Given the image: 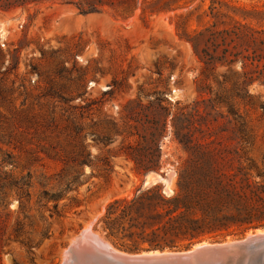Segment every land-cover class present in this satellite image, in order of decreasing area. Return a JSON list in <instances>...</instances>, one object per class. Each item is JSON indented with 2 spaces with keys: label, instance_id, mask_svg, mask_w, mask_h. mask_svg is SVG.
Instances as JSON below:
<instances>
[{
  "label": "rangeland",
  "instance_id": "374dc122",
  "mask_svg": "<svg viewBox=\"0 0 264 264\" xmlns=\"http://www.w3.org/2000/svg\"><path fill=\"white\" fill-rule=\"evenodd\" d=\"M157 2V11L137 8L130 15L118 7L83 13L59 0L0 7V224L7 227L1 264H62L67 245L87 226L112 245L96 224L106 203L132 195L147 171H173L166 194L173 192L186 153L173 137L171 117L177 106L190 111L202 95L222 94L234 108L217 104L205 115L202 128L213 145L228 149L229 158L247 157L252 174L264 172V85L254 81L249 99H240L232 89L239 63L217 64L205 76L187 40L213 21L254 25L263 17L264 23L254 11L264 10V0ZM204 82L207 94L197 90ZM164 116L162 165L138 172L122 146ZM239 117L247 142L237 136ZM74 177L70 190L46 200ZM17 223L22 232L15 235ZM24 244L33 246V261Z\"/></svg>",
  "mask_w": 264,
  "mask_h": 264
},
{
  "label": "trees",
  "instance_id": "16d2710c",
  "mask_svg": "<svg viewBox=\"0 0 264 264\" xmlns=\"http://www.w3.org/2000/svg\"><path fill=\"white\" fill-rule=\"evenodd\" d=\"M28 1L38 0H0V7L8 9L18 2ZM59 1L74 4L83 13L104 7H118L125 15L132 14L137 8L150 13L159 10L157 0ZM254 11L264 14V10ZM262 19L259 18L254 25L234 20L231 24L219 26L213 21L187 37L203 64L201 74L208 76L207 72L217 64L231 69V65L239 63V71H234L232 89L242 100L249 99L248 85L254 81L264 85ZM197 90L201 94L211 92L205 82ZM206 99H213L215 103L207 104ZM175 104L179 102L175 101ZM217 104H224L228 112L234 113L233 105L218 93L214 98L202 95L194 99L190 111L184 110V106L176 107L170 121L172 133L186 157L177 166L175 188L171 194H166L159 184L154 183L136 189L130 196L113 198L106 203L96 224L114 247L123 251L180 249L194 241L217 240L243 234L249 229L264 228V172L257 170V175L252 174L254 163L247 157L242 159L238 152L235 159L227 157L230 151L213 145L214 140L210 135L206 136L202 128L205 115L209 114V109H216ZM239 118L237 136L242 142H247V126L244 118ZM166 123L164 116L155 121L146 133H137L135 143L122 146V152L138 172L158 169L162 165L159 140L165 132ZM244 160L247 162L244 163ZM255 176L260 179L256 180ZM73 180L75 177L67 181L61 191L50 193L46 200L59 199L71 189ZM53 208V213H57V203L53 204ZM6 231V225L0 224V253L2 246L7 244L2 240ZM11 232L15 235L22 232L21 226L17 223ZM24 245L33 261V246Z\"/></svg>",
  "mask_w": 264,
  "mask_h": 264
},
{
  "label": "water",
  "instance_id": "95a60500",
  "mask_svg": "<svg viewBox=\"0 0 264 264\" xmlns=\"http://www.w3.org/2000/svg\"><path fill=\"white\" fill-rule=\"evenodd\" d=\"M168 178L167 172L147 171L141 184L144 187L153 180L156 181L151 184ZM96 238L85 230L79 232L67 245L62 264H264V230L244 234L231 242L201 240L182 249H147L134 253L115 247L112 250L103 240L97 239L94 244L84 240Z\"/></svg>",
  "mask_w": 264,
  "mask_h": 264
},
{
  "label": "bare ground",
  "instance_id": "6f19581e",
  "mask_svg": "<svg viewBox=\"0 0 264 264\" xmlns=\"http://www.w3.org/2000/svg\"><path fill=\"white\" fill-rule=\"evenodd\" d=\"M172 174H173V171L171 172V171H169V172H167V175H168V179H165V180H163L162 182L164 183V187H163V191L165 192V193H169L170 191H171V176H172ZM156 180H153L152 182H155ZM152 182H150L149 184H147V185H151V183ZM86 231L89 233L90 232V228H88V226L87 227H85V233H86ZM261 233V232H263V230L262 229H255L254 231H248L247 233H246V235H250L251 233ZM91 233V232H90ZM97 238L95 239V240H91V239H84V240H86V243H90V244H94L96 241H98V240H103L102 239V237H100L99 235H97V234H94ZM98 239V240H97ZM233 240H235V239H231V240H226V242H231V241H233ZM104 242H105V244H107V247L108 248H110V249H112V250H116L109 242H107V241H105V240H103ZM207 243V242H206ZM166 251H164V253H165ZM155 254H159L158 252H155ZM64 256H65V254H64Z\"/></svg>",
  "mask_w": 264,
  "mask_h": 264
}]
</instances>
